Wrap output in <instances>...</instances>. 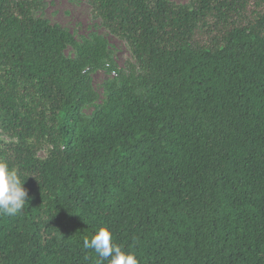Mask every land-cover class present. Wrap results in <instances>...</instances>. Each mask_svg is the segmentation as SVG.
Wrapping results in <instances>:
<instances>
[{
  "label": "trees",
  "instance_id": "1",
  "mask_svg": "<svg viewBox=\"0 0 264 264\" xmlns=\"http://www.w3.org/2000/svg\"><path fill=\"white\" fill-rule=\"evenodd\" d=\"M190 1L89 0L124 72L0 0V160L31 197L0 216V264H109L83 244L101 226L138 264H264V0Z\"/></svg>",
  "mask_w": 264,
  "mask_h": 264
},
{
  "label": "rangeland",
  "instance_id": "2",
  "mask_svg": "<svg viewBox=\"0 0 264 264\" xmlns=\"http://www.w3.org/2000/svg\"><path fill=\"white\" fill-rule=\"evenodd\" d=\"M34 2V16L44 19L52 27L60 26L72 34L74 39L82 43L84 40H92L95 37L101 38L110 53V59L117 70L127 71V63L132 61V57L126 41L113 35L95 17L89 0H30ZM175 5L191 8L190 0H168ZM64 54L69 59H75L76 54L72 47L65 48ZM113 75L97 71L91 75L92 88L98 96L96 104H101L105 97L110 83L114 82ZM115 86L117 84L115 83ZM142 94V91H141ZM93 107L86 106L82 110L83 117H90ZM0 140L4 142L12 141L0 129ZM39 158H44L46 152L44 147L38 152Z\"/></svg>",
  "mask_w": 264,
  "mask_h": 264
},
{
  "label": "clouds",
  "instance_id": "3",
  "mask_svg": "<svg viewBox=\"0 0 264 264\" xmlns=\"http://www.w3.org/2000/svg\"><path fill=\"white\" fill-rule=\"evenodd\" d=\"M24 184L18 170L0 160V216H16L29 204L31 197ZM83 244L109 264H138L136 254L118 246L106 226L99 227L90 239H84Z\"/></svg>",
  "mask_w": 264,
  "mask_h": 264
}]
</instances>
